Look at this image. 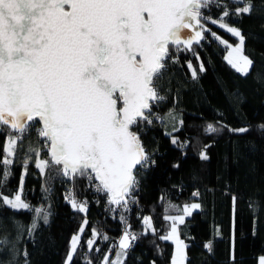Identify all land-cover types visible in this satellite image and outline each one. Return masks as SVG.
<instances>
[{"label":"snow or ice","instance_id":"snow-or-ice-1","mask_svg":"<svg viewBox=\"0 0 264 264\" xmlns=\"http://www.w3.org/2000/svg\"><path fill=\"white\" fill-rule=\"evenodd\" d=\"M213 7L221 9L216 18L207 14ZM251 12L247 0H0V131L6 141L0 157V187L11 175L18 151L25 154V173L35 157L34 167L42 175L53 169L73 186L78 179L85 180L104 195L110 211L121 210L119 219L125 225L101 264H124L131 241L138 237L123 213L138 203L137 177L154 163L140 133L143 126L160 119L155 109L165 97L159 95V81L169 63H179V53L192 51L199 58L193 45L206 40V33L229 49L228 64L247 76L253 61L244 54L245 35L226 18ZM209 23L237 38V45L212 32ZM188 67L196 79L190 62ZM199 69L204 71L202 62ZM33 131L35 142L29 135ZM218 131L207 125V133ZM171 142L177 144L175 138ZM200 159L209 157L201 152ZM20 192L22 181L12 198L0 193V202L10 209L34 212L47 223L49 213L30 206ZM66 199L74 210L87 213V202L78 200L74 191L69 190ZM199 208L198 203L182 209L169 205L183 213L165 215L171 221L170 231L158 237L175 244L171 264H186L188 245L180 238L178 225ZM87 224L85 218L79 234L72 236L65 264H72ZM143 224L144 234L147 230L156 234L151 217L143 218ZM36 227L33 220L31 230ZM91 231L92 238L86 241L89 253L97 237L109 239ZM6 243L0 239V245ZM205 247L211 252L210 243ZM113 248L116 253L110 259ZM83 264H92L91 258L85 255ZM258 264H264V256Z\"/></svg>","mask_w":264,"mask_h":264},{"label":"trees","instance_id":"trees-1","mask_svg":"<svg viewBox=\"0 0 264 264\" xmlns=\"http://www.w3.org/2000/svg\"><path fill=\"white\" fill-rule=\"evenodd\" d=\"M247 2L252 4L250 15L226 18L245 35L244 54L253 61L247 76L228 64L227 49L206 33V40L193 45L199 58L192 51L179 53V63H169L159 81L158 92L165 97L155 109L160 119L143 126L140 133L154 163L137 177L138 203L130 204L131 211L123 213L130 231L138 237L124 264H171L174 244L158 238L170 231L171 223L164 216L183 214L169 205L182 209L192 203L200 208L178 227L180 238L188 245L186 264H258L264 256V129L260 127L264 125V0ZM220 12L213 7L207 14L216 18ZM207 27L224 41L237 44L238 39L226 30L210 23ZM189 62L197 72L196 79ZM201 62L204 71L199 69ZM208 124L220 131L207 133ZM225 125L248 131L231 132ZM29 135L35 142V132ZM173 138L177 144L171 142ZM5 143V133L0 131V157ZM201 152L209 159H200ZM41 158H45L44 152ZM24 162V152L18 151L0 193L12 198L22 181V199L45 209L48 222L42 216L37 219L34 212L10 209L0 202V239L7 240L0 245V264H65L71 238L79 234L85 218L88 224L72 264H83L85 255L92 264H101L103 255L123 234L121 210L110 211L104 195L83 179L73 186L53 169L42 175L34 167L35 157L25 173ZM69 190L87 202L86 214L71 207L66 199ZM197 192L198 196L193 195ZM145 217H151L155 235L151 230L144 234ZM33 220L35 230H31ZM92 229L109 239L97 237L89 253L86 241L92 238ZM209 243L211 252L205 247Z\"/></svg>","mask_w":264,"mask_h":264},{"label":"built area","instance_id":"built-area-1","mask_svg":"<svg viewBox=\"0 0 264 264\" xmlns=\"http://www.w3.org/2000/svg\"><path fill=\"white\" fill-rule=\"evenodd\" d=\"M159 95H161V94H159ZM161 96H162V95H161ZM163 101H164V99L161 100V101H159L158 104L162 103ZM139 185H140V182H139ZM138 187H139V186H138ZM124 228H125V227H124ZM123 232H124V229H123ZM117 241H118V240H117ZM135 241H136V240L131 241V246H132L133 243H135ZM129 249H130V248H129ZM129 249H128V251H129ZM115 253H116V249H114L113 252H112L113 256H115Z\"/></svg>","mask_w":264,"mask_h":264},{"label":"rangeland","instance_id":"rangeland-1","mask_svg":"<svg viewBox=\"0 0 264 264\" xmlns=\"http://www.w3.org/2000/svg\"><path fill=\"white\" fill-rule=\"evenodd\" d=\"M238 43V42H237ZM237 44H235V45H233L234 47L236 46ZM224 46V45H223ZM225 47V46H224ZM228 51H229V49H227V54H228ZM226 57H227V55H226ZM227 60V59H226ZM251 69V68H250ZM250 69H249V71H250ZM239 73H241V72H239ZM242 74V73H241ZM180 215H182V214H180ZM170 223H171V221H170ZM181 224H179L178 226H180ZM171 241V240H170ZM172 242V241H171ZM173 243V242H172ZM174 244V243H173ZM175 245V244H174Z\"/></svg>","mask_w":264,"mask_h":264},{"label":"crops","instance_id":"crops-1","mask_svg":"<svg viewBox=\"0 0 264 264\" xmlns=\"http://www.w3.org/2000/svg\"><path fill=\"white\" fill-rule=\"evenodd\" d=\"M196 210H198V209H196ZM196 210H193V212L196 211ZM178 227H179V226H178ZM169 241H170V240H169ZM170 242H171V241H170ZM174 251H175V245H174Z\"/></svg>","mask_w":264,"mask_h":264},{"label":"bare ground","instance_id":"bare-ground-1","mask_svg":"<svg viewBox=\"0 0 264 264\" xmlns=\"http://www.w3.org/2000/svg\"><path fill=\"white\" fill-rule=\"evenodd\" d=\"M158 105V104H157Z\"/></svg>","mask_w":264,"mask_h":264}]
</instances>
